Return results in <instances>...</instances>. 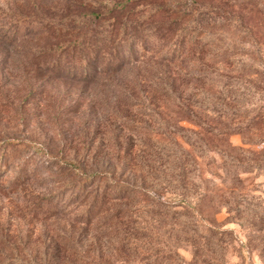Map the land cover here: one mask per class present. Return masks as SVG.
<instances>
[{"label":"trees","instance_id":"1","mask_svg":"<svg viewBox=\"0 0 264 264\" xmlns=\"http://www.w3.org/2000/svg\"><path fill=\"white\" fill-rule=\"evenodd\" d=\"M167 1H108L100 11L74 21L72 31H61L63 37L56 46L42 54L49 61L52 78L84 83L121 74L142 64V59L153 58V67L140 64L128 83L124 77L126 83L114 86L109 94L118 103L117 117H151V124L162 129L145 154V181L152 185L126 183L107 171H87L76 159L55 157L42 146L35 147L36 157L21 161L26 154L24 144L15 138L0 139V172L16 166L14 183L38 176L39 164L46 159L72 171L71 181L53 191L37 210L43 208L50 216L74 212L84 226L82 234L101 216L110 217L106 225L113 227V243L106 244L97 236L89 241L77 237L76 228L61 235L60 241L51 240L46 249L52 250L58 264H224L218 259L222 257L219 248L225 233L233 232L208 224L200 208L207 195L202 193L200 202L193 203L188 190L195 185L193 174L199 176V160H204L203 151L210 147V135L219 133L226 140L231 133L243 132L249 123H235L234 118L257 117L253 100H264V0H170L174 5ZM41 22L24 17L5 36H11L7 37L12 43ZM44 22L45 31L64 26ZM172 117H182L199 130L176 120L173 123ZM250 120L253 123L254 118ZM217 152L224 167L238 165L232 152ZM233 175L238 179L236 172ZM164 183L179 187L180 192L166 199L157 196L153 187ZM136 200L146 204L132 209ZM111 201L121 202L113 213L105 211ZM221 202L238 224L260 229L258 250L264 258V203L256 209L251 197L235 191L224 195ZM171 223L165 233L169 239L175 234V243L163 248L153 229ZM0 239V244L9 243L1 231ZM180 242L192 247L191 261L178 252ZM23 252L15 256L0 252V264H39L29 251Z\"/></svg>","mask_w":264,"mask_h":264},{"label":"rangeland","instance_id":"2","mask_svg":"<svg viewBox=\"0 0 264 264\" xmlns=\"http://www.w3.org/2000/svg\"><path fill=\"white\" fill-rule=\"evenodd\" d=\"M108 1L114 0H0V139L15 138L24 144L26 154L21 161L36 157L35 147L42 146L55 157L76 159L87 171H107L113 173L114 179L149 186L152 183L145 181L148 176L145 154L151 141L160 137L162 129L151 124V117H117L114 112L118 103L109 98V94L114 86L124 84V77L128 83L132 75L139 72V67H153V58L142 59V66L137 63L121 74L103 75L95 82L84 83L52 78L47 57L42 56L56 46L63 37L60 33L72 31L74 21L80 22L93 11H100L98 8ZM169 1L167 4L174 5ZM24 17L42 22L34 25L29 34L10 43L8 37L11 36H5V32H11ZM44 21L64 26L45 31ZM253 79L257 84L258 76ZM262 88V93L257 94L264 97V86ZM253 101V115L257 116L252 117L253 123L250 117L234 118L235 123H249V128L245 126L243 132L231 133L226 140L219 133L210 135V147L203 151L204 160H199V176L196 172L193 174L195 185L188 190V198L193 203L200 202L198 198L202 193L207 195L201 200L200 208L208 224L233 232L225 233L224 243L219 248L222 257L218 259L224 264H264L258 250L263 233L258 227L238 224L221 202L224 195L235 191L251 197L256 209L264 203V117L260 115L264 116V100ZM172 118L173 123L176 120L185 127L199 130L196 125L180 120L182 117ZM219 127L222 126L219 124ZM220 149L232 152L238 165L224 167V160L217 152ZM39 165L38 176L19 183L13 182L16 166L0 172V231L9 240L8 244H0V252L15 256V252L22 255L27 250L39 264H58L51 255L52 250L46 248L51 240L60 241V236L69 235L73 228L77 237L83 236L89 241L97 236L106 244L113 243L114 231L110 230L113 227L106 225L110 219L108 214L88 225L82 234L80 228L84 226L74 218V212L50 216L43 208L36 209L53 191L73 178L69 168L47 159ZM235 172L238 179L232 177ZM178 189L166 183L153 187L154 193L163 199L173 197L180 192ZM140 200H136L132 209L146 204L145 200ZM120 205L121 202L111 201L105 211L113 213ZM142 221L141 215V225ZM170 225L172 223L162 229L155 225L153 229L163 248L175 243V234L169 239L165 233ZM178 225L176 222L174 228ZM177 245L185 261H191L192 247L186 243Z\"/></svg>","mask_w":264,"mask_h":264}]
</instances>
